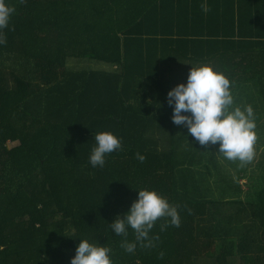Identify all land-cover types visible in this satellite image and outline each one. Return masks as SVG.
Wrapping results in <instances>:
<instances>
[{"label": "trees", "instance_id": "1", "mask_svg": "<svg viewBox=\"0 0 264 264\" xmlns=\"http://www.w3.org/2000/svg\"><path fill=\"white\" fill-rule=\"evenodd\" d=\"M8 2L0 264H71L80 238L109 247L114 264H264V0ZM191 63L223 71L235 106L254 110L261 161L248 191L249 163L224 159L227 167L218 144L201 146L172 121L167 94L187 82ZM103 131L122 146L92 167ZM145 188L178 206L180 225L160 218L154 246L129 253L122 244L135 233L117 236L110 224Z\"/></svg>", "mask_w": 264, "mask_h": 264}, {"label": "clouds", "instance_id": "2", "mask_svg": "<svg viewBox=\"0 0 264 264\" xmlns=\"http://www.w3.org/2000/svg\"><path fill=\"white\" fill-rule=\"evenodd\" d=\"M209 9L202 4V11ZM16 9L8 0H0V43H3L2 30L9 26ZM185 62V61H184ZM192 65L187 82H181L169 90L168 103L173 106L172 121L187 128L191 136L201 146L219 145L218 153L231 161L249 163L255 156L256 122L251 105L235 106L231 91V81L221 70L211 63ZM95 146L89 156L92 167H103L106 156L120 150L121 138L111 132L95 133ZM143 161L144 157L138 154ZM160 218H167V223L179 227L178 206L156 189H140L138 198L130 209L117 215L110 224L117 236H127L129 229L135 233V240L125 242L122 247L129 253L135 251L137 243L142 247H152L150 232ZM167 224L161 226V230ZM158 238V237H157ZM71 264H114L111 249L103 243L81 239Z\"/></svg>", "mask_w": 264, "mask_h": 264}, {"label": "rangeland", "instance_id": "3", "mask_svg": "<svg viewBox=\"0 0 264 264\" xmlns=\"http://www.w3.org/2000/svg\"><path fill=\"white\" fill-rule=\"evenodd\" d=\"M70 64H71V67H76L77 69H91V68H94V69H97V68H105V69H109L110 66H107V65H104L105 63L103 62H100V63H97V62H93V61H84V60H80V61H74V60H71L70 61ZM258 141H256V144H255V159L252 160L251 162H249V169H248V172H247V176L245 178H243L242 182H240L242 184V187H244V190L245 191H248L249 190V187L251 184H253L255 182V176L253 175V169L256 168V166L258 165V163L261 161V158H260V153L261 151L258 150L257 148H260L259 145H258ZM19 145V142L17 143H10L9 146L11 148H14L16 146ZM220 155V158H221V162L226 165L228 167V164L224 161V157ZM252 177H253V180H252ZM233 181H239V177L237 175H235L233 178ZM231 179V180H232ZM237 183V182H235ZM238 264V263H237Z\"/></svg>", "mask_w": 264, "mask_h": 264}]
</instances>
